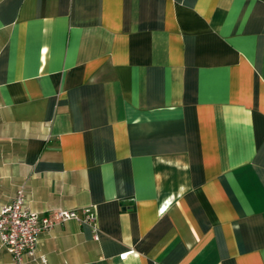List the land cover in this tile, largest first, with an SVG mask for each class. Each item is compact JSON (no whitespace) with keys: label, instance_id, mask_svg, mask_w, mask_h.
<instances>
[{"label":"crops","instance_id":"obj_1","mask_svg":"<svg viewBox=\"0 0 264 264\" xmlns=\"http://www.w3.org/2000/svg\"><path fill=\"white\" fill-rule=\"evenodd\" d=\"M20 186L96 214L45 264H264V0H0V207Z\"/></svg>","mask_w":264,"mask_h":264},{"label":"built area","instance_id":"obj_2","mask_svg":"<svg viewBox=\"0 0 264 264\" xmlns=\"http://www.w3.org/2000/svg\"><path fill=\"white\" fill-rule=\"evenodd\" d=\"M68 220L89 226L92 238L98 240L96 214L92 209L86 208L80 215L63 209L40 215L26 205L24 187L20 186L11 202L0 207V245L14 264H45V258L37 254L40 235Z\"/></svg>","mask_w":264,"mask_h":264}]
</instances>
